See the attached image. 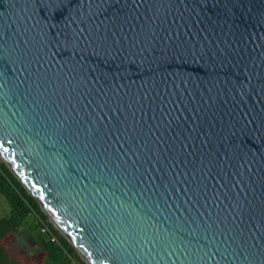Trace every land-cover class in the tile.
Segmentation results:
<instances>
[{
	"label": "water",
	"instance_id": "1",
	"mask_svg": "<svg viewBox=\"0 0 264 264\" xmlns=\"http://www.w3.org/2000/svg\"><path fill=\"white\" fill-rule=\"evenodd\" d=\"M0 159L86 264H264V0H0Z\"/></svg>",
	"mask_w": 264,
	"mask_h": 264
},
{
	"label": "trees",
	"instance_id": "2",
	"mask_svg": "<svg viewBox=\"0 0 264 264\" xmlns=\"http://www.w3.org/2000/svg\"><path fill=\"white\" fill-rule=\"evenodd\" d=\"M0 195L9 207L7 215L0 214V264H20L8 254L2 242L9 235H20L31 216L34 217L32 228L40 244L43 264H85L3 162H0ZM42 226L56 241H52L48 233L40 232Z\"/></svg>",
	"mask_w": 264,
	"mask_h": 264
},
{
	"label": "rangeland",
	"instance_id": "3",
	"mask_svg": "<svg viewBox=\"0 0 264 264\" xmlns=\"http://www.w3.org/2000/svg\"><path fill=\"white\" fill-rule=\"evenodd\" d=\"M0 162H2L1 159ZM8 212L9 207L4 197L0 195V214L5 216L8 214ZM48 221L51 223L49 219ZM33 225L34 217L31 216L28 218L24 227L21 228L20 235H9L2 242L8 254L13 259H16L20 264H43L40 244L36 238L35 231L32 228ZM58 233L61 235L59 231ZM79 258L81 261H83L80 256Z\"/></svg>",
	"mask_w": 264,
	"mask_h": 264
},
{
	"label": "built area",
	"instance_id": "4",
	"mask_svg": "<svg viewBox=\"0 0 264 264\" xmlns=\"http://www.w3.org/2000/svg\"><path fill=\"white\" fill-rule=\"evenodd\" d=\"M40 232H42V233H48V234H49L48 229H47L46 227H44V226H42V227L40 228ZM49 235H50V234H49ZM50 236H51V235H50ZM50 239H51L52 241H56V239H55L54 236H51Z\"/></svg>",
	"mask_w": 264,
	"mask_h": 264
}]
</instances>
